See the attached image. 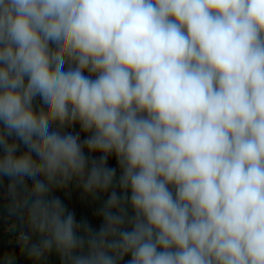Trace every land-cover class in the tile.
I'll return each instance as SVG.
<instances>
[{
	"label": "clouds",
	"instance_id": "obj_1",
	"mask_svg": "<svg viewBox=\"0 0 264 264\" xmlns=\"http://www.w3.org/2000/svg\"><path fill=\"white\" fill-rule=\"evenodd\" d=\"M5 177L32 264H264V0H0Z\"/></svg>",
	"mask_w": 264,
	"mask_h": 264
},
{
	"label": "crops",
	"instance_id": "obj_2",
	"mask_svg": "<svg viewBox=\"0 0 264 264\" xmlns=\"http://www.w3.org/2000/svg\"><path fill=\"white\" fill-rule=\"evenodd\" d=\"M36 104H39L37 98ZM68 131H79V127L68 129ZM84 138V134H81ZM98 155V154H96ZM115 159H110L109 165L115 164ZM7 184L8 179L5 177L3 183L0 184V264H3L2 258L6 253L14 255V264H32V261L21 253L19 245L15 242L14 236L8 231V226L16 224L20 227L19 220L16 217H10L2 206L7 202ZM61 198L69 211H73L76 219L79 221L85 219L94 228L98 229L101 224V219L98 217L97 212L102 207L104 200L107 199V194H101L98 199L93 200L91 197L85 196L82 189L78 188L75 184L69 185L66 190L57 191L54 193ZM27 231V229H24ZM60 260L55 254L46 257L42 264H58Z\"/></svg>",
	"mask_w": 264,
	"mask_h": 264
},
{
	"label": "built area",
	"instance_id": "obj_3",
	"mask_svg": "<svg viewBox=\"0 0 264 264\" xmlns=\"http://www.w3.org/2000/svg\"><path fill=\"white\" fill-rule=\"evenodd\" d=\"M113 166H116V163H115ZM117 174L119 175V169H118V172H117ZM58 264H60V263H58Z\"/></svg>",
	"mask_w": 264,
	"mask_h": 264
},
{
	"label": "rangeland",
	"instance_id": "obj_4",
	"mask_svg": "<svg viewBox=\"0 0 264 264\" xmlns=\"http://www.w3.org/2000/svg\"><path fill=\"white\" fill-rule=\"evenodd\" d=\"M129 257H126L125 260H127Z\"/></svg>",
	"mask_w": 264,
	"mask_h": 264
}]
</instances>
